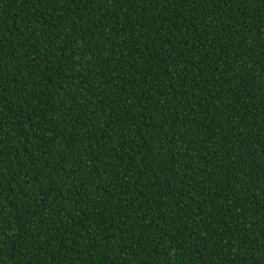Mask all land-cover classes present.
I'll use <instances>...</instances> for the list:
<instances>
[{"label":"trees","instance_id":"obj_1","mask_svg":"<svg viewBox=\"0 0 264 264\" xmlns=\"http://www.w3.org/2000/svg\"><path fill=\"white\" fill-rule=\"evenodd\" d=\"M0 264H264V0H0Z\"/></svg>","mask_w":264,"mask_h":264}]
</instances>
